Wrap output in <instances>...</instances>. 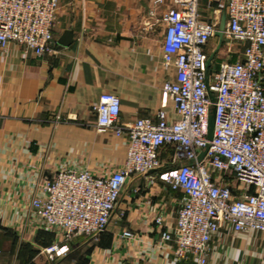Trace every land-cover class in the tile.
Segmentation results:
<instances>
[{
    "label": "crops",
    "instance_id": "1",
    "mask_svg": "<svg viewBox=\"0 0 264 264\" xmlns=\"http://www.w3.org/2000/svg\"><path fill=\"white\" fill-rule=\"evenodd\" d=\"M59 3L56 52L38 57L10 44L0 53V264H177L175 242L161 243L160 236L175 232L184 194L158 172L128 180L97 239L76 238L67 255L53 259L44 252L56 236L40 228L30 208L44 182L63 167L108 176L126 159V137L96 130L101 94L121 99L124 123L156 121L160 109L175 118L161 86L178 81L175 68L163 66V29L153 26L172 0L155 18L154 0ZM200 6L204 19L214 12L221 18L225 0H200ZM64 37L70 43L62 44ZM125 230L133 238L122 237ZM208 264H264V233L221 229L210 242Z\"/></svg>",
    "mask_w": 264,
    "mask_h": 264
},
{
    "label": "built area",
    "instance_id": "2",
    "mask_svg": "<svg viewBox=\"0 0 264 264\" xmlns=\"http://www.w3.org/2000/svg\"><path fill=\"white\" fill-rule=\"evenodd\" d=\"M163 5L165 0H154L150 16L155 18ZM59 8V0H0V53L10 44L38 57L56 52ZM225 10L223 38L215 48L211 42L221 18L214 12L204 19L200 0H172L153 24L163 29V66L176 70L178 81L161 86L175 118L160 109L156 121L124 123L121 99L101 94L94 108L96 130L126 137V159L108 176L63 167L44 182L30 208L40 228L56 236L44 249L50 258L67 255L76 238L97 239L128 180L150 172L184 194L175 232L160 236L161 243L175 242L177 264L190 259L208 264L210 242L227 226L234 232L264 233V0H225ZM212 106L215 128L209 141ZM163 223L161 216L155 219L160 230ZM133 236L129 230L122 233Z\"/></svg>",
    "mask_w": 264,
    "mask_h": 264
},
{
    "label": "water",
    "instance_id": "3",
    "mask_svg": "<svg viewBox=\"0 0 264 264\" xmlns=\"http://www.w3.org/2000/svg\"><path fill=\"white\" fill-rule=\"evenodd\" d=\"M225 26H226V10H224L223 14H222V17H221V21H220V27H219V31L217 32L216 36L219 40H222L223 38V31L225 29ZM71 39L70 38H67V37H64L62 38L61 40V43L62 44H68L70 43ZM214 59V54L210 56L208 62H207V67L209 68L210 67V64L212 62V60ZM211 100L212 102H215V98L214 97H211ZM215 107L212 106L210 108V111H209V115H208V128H207V138L209 141L212 140L213 138V134H214V128H215ZM206 150H204L200 156H199V159L201 160L205 154H206Z\"/></svg>",
    "mask_w": 264,
    "mask_h": 264
},
{
    "label": "rangeland",
    "instance_id": "4",
    "mask_svg": "<svg viewBox=\"0 0 264 264\" xmlns=\"http://www.w3.org/2000/svg\"><path fill=\"white\" fill-rule=\"evenodd\" d=\"M218 43H219V39H218V38L214 39V40L211 42V47H212V48H215V47L218 45ZM232 59H236V58L233 57Z\"/></svg>",
    "mask_w": 264,
    "mask_h": 264
}]
</instances>
